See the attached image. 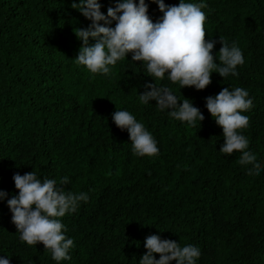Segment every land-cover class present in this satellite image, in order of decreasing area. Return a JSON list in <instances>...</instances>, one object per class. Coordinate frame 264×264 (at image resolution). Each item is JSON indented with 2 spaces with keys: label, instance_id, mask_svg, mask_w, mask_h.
Returning a JSON list of instances; mask_svg holds the SVG:
<instances>
[{
  "label": "trees",
  "instance_id": "16d2710c",
  "mask_svg": "<svg viewBox=\"0 0 264 264\" xmlns=\"http://www.w3.org/2000/svg\"><path fill=\"white\" fill-rule=\"evenodd\" d=\"M98 2L107 15L118 0ZM145 2L156 22L163 13L153 0ZM184 2L207 4L205 38L216 41L213 54L221 37L241 48L238 76L213 72L204 90L181 88L167 73L163 80L148 75L146 63L132 61L131 53L110 65L109 75L92 74L75 62L83 44L75 31L91 20L73 0H0V190L7 193L0 199V257L11 264H139L146 237L159 235L197 246L196 264H264V0ZM95 42L89 38V45ZM148 83L169 87L181 103L191 99L205 117L201 126L170 117L155 100L142 104ZM225 87L243 88L253 100L242 113L249 126L238 131L262 166L258 176L238 163L241 152L219 151L223 129L206 97ZM117 109L145 126L158 155L133 153L128 131L112 119ZM32 171L58 185L68 176L65 191L89 196L59 218L74 240L68 260L55 261L42 242L22 241L12 222L13 176Z\"/></svg>",
  "mask_w": 264,
  "mask_h": 264
},
{
  "label": "clouds",
  "instance_id": "9594fccd",
  "mask_svg": "<svg viewBox=\"0 0 264 264\" xmlns=\"http://www.w3.org/2000/svg\"><path fill=\"white\" fill-rule=\"evenodd\" d=\"M163 13L156 22L148 15V4L145 0H118L115 7L107 9V15L101 11L98 0H73L72 7L78 9L91 24L87 28H78L75 35L83 41L75 62L86 66L92 74H110V65L131 53L132 61L146 63L147 74L163 80L165 74L181 88L194 86L204 90L211 84V74L218 73L227 78L230 74L238 76V65L245 63V57L236 42L229 45L222 37V47L213 54L215 40H206V14L202 9L206 3H185L179 0L178 5H166L164 0H153ZM104 23L101 24L100 22ZM115 21V27H111ZM96 42L89 45V38ZM219 64L215 62L217 59ZM146 90L140 93L139 100L147 105L150 100L157 101L161 111L170 110L168 115L181 122L195 126L205 119L201 110L193 105L189 98L182 103L169 87L156 83L145 85ZM112 101V100H111ZM113 102V101H112ZM114 103V102H113ZM253 107L247 90L236 87L223 88L215 96L206 97V108L223 129L224 143L219 151L231 156L234 151L241 152L238 163L251 165L247 174L258 176L261 164L257 156L247 150L249 139L241 134V129L249 126V117L243 112ZM115 125L127 130L132 143V151L138 156L153 157L159 154L157 141L145 126L126 110L112 114ZM201 126V125H200ZM13 180L18 194L7 200L12 213V222L20 239L28 245L42 242L44 248L50 249L55 261L68 260L69 250L74 247V240L66 238V226L59 218L74 213L81 201L87 202V193L65 191L69 177L60 179L59 185L54 179L41 180L37 174L27 172L14 174ZM7 193L0 190V199ZM63 230V231H62ZM146 253L139 264H196L201 250L192 244L181 247L170 239H161L159 235L146 237ZM154 254H159L156 259ZM0 264H11L9 258L0 257Z\"/></svg>",
  "mask_w": 264,
  "mask_h": 264
}]
</instances>
